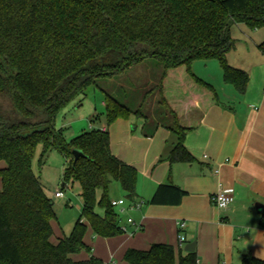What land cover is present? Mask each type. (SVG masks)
<instances>
[{
  "label": "trees",
  "instance_id": "1",
  "mask_svg": "<svg viewBox=\"0 0 264 264\" xmlns=\"http://www.w3.org/2000/svg\"><path fill=\"white\" fill-rule=\"evenodd\" d=\"M234 23L251 29L264 27V0H0V264H107L96 256L75 259L83 249L89 226L101 236L123 232L120 215L111 204L108 188L118 181L127 199L136 196L137 170L111 149L108 127L132 115L145 121V135L158 122L178 135L171 162H192L183 139L190 128L180 123L171 100L183 87L200 94L203 105L217 102L214 87L194 75L198 59H217L224 80L243 92L246 71L232 67L227 53L235 46ZM264 52V42L260 45ZM154 59L162 73L156 88L159 121L148 123L143 104L132 109L105 93L106 128H93L67 141L55 126L56 112L75 94L113 79L128 69ZM147 91L145 96L153 93ZM41 144L40 164L51 150L68 163L65 181L82 186L81 214L69 235L51 240L54 201L35 174L32 161ZM85 156L75 161L73 149ZM63 185H66L65 182ZM104 194L98 203L97 190ZM186 192L161 184L149 200L153 204H179ZM260 225L264 228V207ZM129 264H199L196 251L178 252L170 244L155 243L147 250L129 248ZM241 264H264L251 253Z\"/></svg>",
  "mask_w": 264,
  "mask_h": 264
},
{
  "label": "crops",
  "instance_id": "2",
  "mask_svg": "<svg viewBox=\"0 0 264 264\" xmlns=\"http://www.w3.org/2000/svg\"><path fill=\"white\" fill-rule=\"evenodd\" d=\"M261 31V28L251 29L244 23H234L231 27L235 46L245 44L250 49L264 42ZM233 50L227 53V62L249 76L243 92L225 82L220 62L210 59L207 61L214 74L202 79L204 77L196 73L193 65L191 70L214 87L218 101H207L203 105L200 94L188 93L186 87L170 101L180 123L190 128L183 142L193 156L192 162L168 160L178 135L168 127L173 124L172 119L164 126L159 117L152 114L147 122L159 121L154 133L145 135L142 118L143 133L135 139L143 146L133 145L125 155L116 154L111 146L117 157L136 168V196L131 201L123 188H113L115 192L119 191L118 199L127 200L125 211L128 215L124 225L120 226L123 232L102 238L93 235L94 253L91 255L105 263L113 259L121 264L129 248L147 250L155 243H166L176 252L180 249L185 252V244L195 240L199 264H241L247 253L264 260V228L257 227L264 207V52L255 48L256 52L238 55ZM97 121L100 122L98 126L94 121L90 123L106 128V122L102 123L100 118ZM119 121L125 120L119 119L115 123ZM215 170L219 173L215 174ZM161 184H173L183 189L186 194L182 201L176 205L150 203ZM219 187L233 189L234 204L227 210L218 208L213 201ZM132 202H141V205L129 208ZM259 205H262L261 209L257 208ZM234 215L246 219L242 224L249 223L250 218L252 225L257 227L243 230L238 245L230 243L229 239L237 227L232 226L236 222ZM179 221L186 223L184 230L179 229ZM180 232L186 237L182 243L178 239ZM101 243L104 250L99 247Z\"/></svg>",
  "mask_w": 264,
  "mask_h": 264
},
{
  "label": "rangeland",
  "instance_id": "3",
  "mask_svg": "<svg viewBox=\"0 0 264 264\" xmlns=\"http://www.w3.org/2000/svg\"><path fill=\"white\" fill-rule=\"evenodd\" d=\"M261 32H264V27H261ZM237 45V44H236ZM257 45V44H256ZM254 48H248L245 44H239L233 52L237 54L256 52L262 49L260 46ZM215 61V60H214ZM212 62V61H211ZM217 62V61H215ZM193 68L197 71L200 77H208L214 74V69L211 63L204 59H198L192 62ZM162 73L161 65L157 64L154 59H146L142 63L134 65L128 71L120 76L113 79H101L97 81L96 86H91L85 90V92L75 94L71 99L60 106L56 112L55 126L57 129H62L63 134L67 141H71L74 137L78 136L82 132L89 131L90 121H94L95 125L98 126V118L100 121L106 122V104H105V93L116 97L122 103L127 104L132 109L138 108L143 104V110L148 114L157 115L156 112H166V109L159 105L158 101L160 95L156 88L159 83ZM155 88L153 93L145 96L146 92ZM171 116L167 115V121L170 120ZM125 121H119L113 123L108 127L111 146L113 151L119 155L128 154L129 148L133 145L140 147L143 146L139 141H135L143 133L142 118L132 115L129 119H123ZM134 127H136L134 129ZM42 146L38 144L36 152L32 161V167L35 174L40 178L44 185L45 192L54 201L55 218H52L51 224L53 234L51 240L57 242L61 237L69 235L72 231L74 223L81 214L82 207V186L80 181L70 178L65 181V170L68 167V163L64 156L57 150H51L46 155L44 163L40 164ZM0 166L4 167L5 162L1 161ZM65 182L66 185H63ZM0 177V185H1ZM118 186L121 190L120 183L113 180L111 181L108 188V197L110 200L118 199L120 197L119 191L113 190ZM117 188V187H116ZM64 191L63 197H56L55 191ZM104 194L103 189L97 190V204L95 210L97 213L103 215L105 208L101 205L99 200ZM234 204V203H233ZM115 210L120 215L119 225L123 226L124 221L128 215L127 211L121 212L119 207H115ZM236 222L232 223V226H237L236 230L230 236V243L235 245L241 243L240 235L246 228L254 229L253 221L249 218V223L242 224L243 216L234 215ZM257 227H261L260 221ZM255 227V228H257ZM97 238L104 237L95 233L91 226L88 227L85 241L90 247V250L83 249L81 252L73 255L75 258L83 259L94 253L92 236ZM244 239V238H243ZM101 250H104L103 243L99 246ZM240 259V257H239ZM119 264V262H118ZM121 264H129L125 260H121ZM235 264H238L235 262Z\"/></svg>",
  "mask_w": 264,
  "mask_h": 264
},
{
  "label": "built area",
  "instance_id": "4",
  "mask_svg": "<svg viewBox=\"0 0 264 264\" xmlns=\"http://www.w3.org/2000/svg\"><path fill=\"white\" fill-rule=\"evenodd\" d=\"M90 128H100V129H105L103 127H95L93 126L92 122L89 124ZM219 170H215V174H218ZM55 196L56 197H63L64 192L62 190H56L55 191ZM213 201L215 205L220 208V209H229L231 204L234 201V192L232 188H227V187H219L218 191L214 194L213 196ZM111 204L114 207H119L121 212H124L125 209H127V200L124 198L118 199V200H111ZM141 205V202H132L129 205V208H134V207H139ZM129 222H133L132 218H128ZM186 226V223L184 221H179L178 222V227L180 230H184ZM178 239L180 243L184 242L186 237L185 234L180 232L178 234ZM107 264H117L115 260L111 259Z\"/></svg>",
  "mask_w": 264,
  "mask_h": 264
},
{
  "label": "water",
  "instance_id": "5",
  "mask_svg": "<svg viewBox=\"0 0 264 264\" xmlns=\"http://www.w3.org/2000/svg\"><path fill=\"white\" fill-rule=\"evenodd\" d=\"M72 152H73L75 161L78 158L85 156L84 152L82 150H80V149H76L75 148V149H73ZM257 208L261 209L262 208V205L257 206ZM195 246H196V241L195 240L194 241H191V242H188V243L185 244L184 250L186 252H193V251H195Z\"/></svg>",
  "mask_w": 264,
  "mask_h": 264
}]
</instances>
